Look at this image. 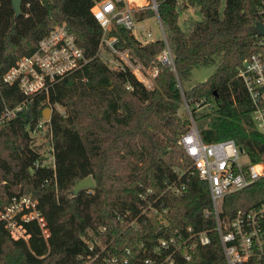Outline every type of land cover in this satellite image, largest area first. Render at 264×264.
I'll return each mask as SVG.
<instances>
[{
	"label": "trees",
	"instance_id": "1",
	"mask_svg": "<svg viewBox=\"0 0 264 264\" xmlns=\"http://www.w3.org/2000/svg\"><path fill=\"white\" fill-rule=\"evenodd\" d=\"M97 1L23 0L17 16L12 0H0V114L5 103L13 107L24 98L16 85L3 82L5 72L20 57L34 52L56 25L66 22L91 58L56 84L49 103L37 98L0 129L4 181L0 210L14 196L31 194L51 232L46 242L37 221L19 220L30 235L27 241L13 237L0 221V264H85L90 252L86 240L98 235L112 242L116 254L132 246L134 252L147 255L140 246L143 242L150 248L156 245L155 223L121 233V226L112 222L117 212L135 210L146 188L162 191L165 180L176 175V166L188 165L180 145L190 125L179 113L184 96L189 103L202 97L214 100L213 112L201 116L205 141L233 138L254 163L264 162V134L251 128L252 105L237 76L243 61L259 50L254 27L264 22L261 0H225L223 9L222 0H158L174 68L159 63L152 88L128 65L112 68L99 54L103 28L92 12ZM191 6L199 7L204 16L187 34L179 15ZM110 34L118 37L119 51L128 49L144 67H150L165 47L164 39L143 43L118 25ZM218 57L221 61L214 72L183 93L179 81L195 67L216 63ZM55 104L64 106L65 112ZM49 105L54 106L50 120L54 164L36 166L44 163V157L32 133ZM88 176L95 186L73 195L78 180ZM189 184L181 196H167L172 228L192 225L207 230L211 243L198 247L188 264H227L215 217L204 215L212 206L209 184L196 176ZM250 187L264 195V178ZM243 191L225 197L226 211L237 207L236 199ZM102 226L108 228L104 233L99 230ZM245 264H264V259L253 258Z\"/></svg>",
	"mask_w": 264,
	"mask_h": 264
},
{
	"label": "built area",
	"instance_id": "2",
	"mask_svg": "<svg viewBox=\"0 0 264 264\" xmlns=\"http://www.w3.org/2000/svg\"><path fill=\"white\" fill-rule=\"evenodd\" d=\"M262 12L264 13V0ZM120 2L124 5L121 6ZM129 0H100L92 12L103 28L99 54L107 49L111 54L118 53V37L111 35L114 25L132 32L143 28L138 25ZM151 8L157 13L158 0H150ZM164 31V28H163ZM149 40H156L151 30H145ZM165 41L164 49L156 55L159 63L174 68V56L165 32L161 33ZM254 51L238 67L237 76L247 89L252 110L250 112L251 128L264 134V35L257 34ZM91 58L77 42L70 26L63 22L56 25L48 35L43 37L37 49L31 54L20 57L3 76V82L16 85L24 98L15 106L6 103L0 114V129L9 121L32 105L37 98L50 101V93L61 80L82 69ZM154 76L159 74V64L154 65ZM131 86H128L130 88ZM56 105V104H55ZM52 106V105H51ZM184 106L188 113L190 125L180 138V145L188 162L186 167L176 166V175L166 179L164 189L160 192L149 187L139 195L140 201L135 210L117 212L113 225L121 226V233L128 229H140L152 222L157 226L156 245L150 248L146 243L140 246L144 254L134 252L132 246H126L120 253L113 252L111 241L98 235L93 240L87 239L90 252L85 257V264H188L200 246L211 243L207 230H198L192 225L172 228L171 207L168 194L181 196L189 187L191 177L208 182L212 206L206 208V217L214 216L216 230L219 233L227 264H245L253 258L264 259V199L250 207L237 206L231 213L224 207V199L234 192L243 191L264 178V162L254 163L243 145L233 138L205 141L196 119V111L203 108L213 110L212 98L202 97L190 104L184 96ZM52 108V107H51ZM50 119H39L33 132L42 131L44 124L51 144L52 132ZM46 164L37 162L36 166ZM37 221L42 236L49 241L51 232L47 221L41 213L38 200L31 194L14 196L0 210V221L11 231L13 237L29 240L23 224L19 221ZM100 233L108 230L107 226L99 228ZM146 240H150L146 237Z\"/></svg>",
	"mask_w": 264,
	"mask_h": 264
},
{
	"label": "rangeland",
	"instance_id": "3",
	"mask_svg": "<svg viewBox=\"0 0 264 264\" xmlns=\"http://www.w3.org/2000/svg\"><path fill=\"white\" fill-rule=\"evenodd\" d=\"M128 5L129 7L133 8L138 25L143 26V28L132 32L137 39H139L143 43H146L148 41V36L145 34V30H151L155 37H161V33H164L165 30L163 31V24L158 18L157 13H154L153 9L151 8L150 0H129ZM224 6L225 0H222L221 9H223ZM203 16L204 15L199 7L191 6L187 10H182L180 12L179 23L182 26L183 30L188 34L192 28L193 23L203 19ZM100 55L110 65V67L121 68L124 65H128L134 71L137 77L142 80L149 88H152L155 85L153 66L159 64L157 58H155L154 63L150 67H144L140 62H137L136 59L132 58L128 49L123 51L118 50V53L115 54H111L107 49H102ZM220 61L221 57H218L217 62L214 64L195 67L188 78L179 81V87L181 88L182 92L184 93V90H188L197 83L205 81L214 72L216 66ZM54 106L61 112H65L64 106L59 104H56ZM54 106L49 105L48 107H52L53 110ZM212 112L213 110H209L208 108H203L196 111V116H199V118L196 119L198 125L200 126L202 115ZM179 113L180 115H182V117L188 118V113L184 106V99L180 103ZM46 126L47 125L44 124V128L42 129V131L33 132L32 135L35 137V143L40 146L39 148L44 157V162L48 165H53V147L52 144H48L50 137L46 130ZM178 158L180 159V157ZM3 184L4 181L0 177V191L4 190ZM263 199L264 195L259 189L255 187H249L244 190L239 197H237L235 203L236 206L247 208L262 201Z\"/></svg>",
	"mask_w": 264,
	"mask_h": 264
},
{
	"label": "water",
	"instance_id": "4",
	"mask_svg": "<svg viewBox=\"0 0 264 264\" xmlns=\"http://www.w3.org/2000/svg\"><path fill=\"white\" fill-rule=\"evenodd\" d=\"M22 4H23V0H12V5L13 8L15 10L16 15H20L21 11H22ZM157 16L160 19L158 10H157ZM161 21V20H160ZM254 30L257 34L259 35H264V22L263 21H259L255 27ZM52 108L51 107H47L44 109L43 111V117L45 119H50L52 116ZM95 186V181L93 179L92 176H88L86 178L80 179L78 180V182L76 183L74 189L72 190V194L73 195H78L83 189L85 188H92Z\"/></svg>",
	"mask_w": 264,
	"mask_h": 264
},
{
	"label": "crops",
	"instance_id": "5",
	"mask_svg": "<svg viewBox=\"0 0 264 264\" xmlns=\"http://www.w3.org/2000/svg\"><path fill=\"white\" fill-rule=\"evenodd\" d=\"M162 26H163V25H162ZM145 34H146V33H145ZM153 36H154V34H153ZM154 37H155V36H154ZM155 38H158V37H155ZM159 38H160V36H159ZM147 39H148V41H150V40H149V39H150L149 37H148Z\"/></svg>",
	"mask_w": 264,
	"mask_h": 264
}]
</instances>
